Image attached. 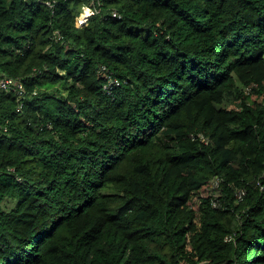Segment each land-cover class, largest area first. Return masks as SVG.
<instances>
[{"label":"trees","instance_id":"1","mask_svg":"<svg viewBox=\"0 0 264 264\" xmlns=\"http://www.w3.org/2000/svg\"><path fill=\"white\" fill-rule=\"evenodd\" d=\"M3 77L0 264H264V0H0Z\"/></svg>","mask_w":264,"mask_h":264},{"label":"built area","instance_id":"2","mask_svg":"<svg viewBox=\"0 0 264 264\" xmlns=\"http://www.w3.org/2000/svg\"><path fill=\"white\" fill-rule=\"evenodd\" d=\"M47 6L51 7L52 4L49 2L45 3ZM94 14V11L90 7H84L82 10V13L80 16L77 18V25L82 26L88 22V19L90 18L91 15ZM113 16H115V13H113ZM11 90L17 95V100H21L24 98V88L19 79H14V78H8V77H3L0 79V91L6 92ZM21 108V104H18L16 111H19Z\"/></svg>","mask_w":264,"mask_h":264}]
</instances>
